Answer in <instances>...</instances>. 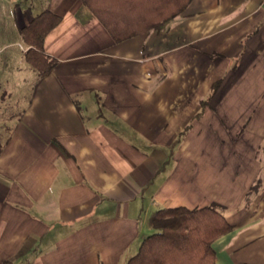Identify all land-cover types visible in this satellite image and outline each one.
Masks as SVG:
<instances>
[{
  "label": "crops",
  "instance_id": "1",
  "mask_svg": "<svg viewBox=\"0 0 264 264\" xmlns=\"http://www.w3.org/2000/svg\"><path fill=\"white\" fill-rule=\"evenodd\" d=\"M0 8L25 81L0 141V264H125L151 211L212 201L232 225L216 264H264V0H189L162 29L149 4L103 12L140 28L121 39L82 0ZM44 9L60 19L39 76L13 46Z\"/></svg>",
  "mask_w": 264,
  "mask_h": 264
},
{
  "label": "trees",
  "instance_id": "2",
  "mask_svg": "<svg viewBox=\"0 0 264 264\" xmlns=\"http://www.w3.org/2000/svg\"><path fill=\"white\" fill-rule=\"evenodd\" d=\"M95 14L101 17L106 27L116 39H121L132 31L122 29L109 20L102 18V13H117L116 8L126 5H144L153 7L148 11L151 16L160 18L158 28L165 25L179 14L189 0H82ZM109 10L107 8H113ZM141 13V12H140ZM59 14L44 9L19 28L22 40L27 44L24 60L37 72L45 75L55 64L56 58L45 52L43 41L46 33L58 23ZM175 141H178L176 139ZM148 223L152 229L145 235L137 251L125 264H216L212 242L221 234L229 231L232 225L227 221L217 202L187 207L184 205L160 207L149 214Z\"/></svg>",
  "mask_w": 264,
  "mask_h": 264
},
{
  "label": "rangeland",
  "instance_id": "3",
  "mask_svg": "<svg viewBox=\"0 0 264 264\" xmlns=\"http://www.w3.org/2000/svg\"><path fill=\"white\" fill-rule=\"evenodd\" d=\"M11 22L12 21V16L11 13L8 12V10L5 8L2 10L0 8V22ZM24 42V41H23ZM24 43H22V47H24ZM1 47V44H0ZM14 53L16 55L15 62L18 63L20 62L21 64H25V66H30L27 65V62L24 61L23 57L21 56L22 54V49L20 46L16 45L13 46ZM8 49H0V82L1 85L7 90H10L9 92L11 95L9 97L6 96L5 92H0V141H1V136H3L4 133H6L8 126L10 125L12 115L14 113V105L15 101L22 100V98L15 93L16 89V84H22L25 81H22L18 76V71L14 70V65L12 64V61H8L7 63L5 62V57L8 55ZM20 56V57H19ZM8 57V56H7ZM14 61V60H13ZM29 68V67H28ZM31 68V67H30ZM34 70V69H32ZM6 78L7 80L5 82L2 81V78ZM29 81V80H28ZM1 86V88H2ZM152 229H150V232Z\"/></svg>",
  "mask_w": 264,
  "mask_h": 264
}]
</instances>
